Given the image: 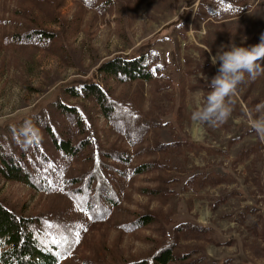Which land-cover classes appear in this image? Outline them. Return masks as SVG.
<instances>
[{
	"label": "rangeland",
	"instance_id": "374dc122",
	"mask_svg": "<svg viewBox=\"0 0 264 264\" xmlns=\"http://www.w3.org/2000/svg\"><path fill=\"white\" fill-rule=\"evenodd\" d=\"M114 2L113 14L105 18L90 12L77 20L75 0L62 1L59 17L69 23L66 39L72 45L74 61L71 65L77 66L73 68L36 47L7 45L9 34L21 32L13 28L21 22L14 19L15 12L29 8V4L21 0H0V131L62 99V86L73 79L97 76V68L103 61L152 50L155 60L166 66L170 83L162 86L135 83L125 87L116 84L112 85L116 89L115 95L139 103L148 116L160 111L156 116L161 119L164 129L158 136L164 143L188 141L205 150L181 155L180 164L171 172L176 184H168L167 189L171 187V191L162 197H148L142 193L143 189L159 186L154 176L138 178L126 189L122 217H117L107 228L93 229L83 242L78 257L95 258L101 247L108 249L100 255L108 262L113 259L109 249H114L118 258L148 254L155 247V241L161 238L158 226L125 234L117 229L116 223L131 219L135 212L156 211L161 213L163 220L171 222L170 234L176 225L186 222L212 230L211 243L182 244L185 248L195 246L197 254L193 258L201 257V264H264V141L251 128V121L258 116L255 106L264 102V75L239 87L233 98L232 115L223 124L192 121V113L206 102L201 90L189 91L184 106L180 101L185 55L198 58V49H205L208 56H203L201 61L211 64L217 75L220 64L214 65L212 57L222 47L233 42L244 46L252 38L258 44L264 38V0H249L251 11L240 18L227 19L221 25L213 20L212 23L197 22V16L199 11L204 16L207 8L219 10L222 0H209L202 7L201 0ZM184 12L189 13L183 26L166 29ZM37 15L40 17L39 13ZM10 20L14 23L9 24ZM46 28L61 31L54 24ZM83 73L85 76L81 75ZM211 75L209 73L205 78ZM202 76L197 75L191 80L196 82ZM160 89L164 91L161 93ZM167 93L171 94L172 101ZM156 97L162 100L159 107L154 104ZM186 117L189 119L181 120ZM93 121L98 128L107 129L102 117H94ZM116 139L110 138L109 143L112 145ZM212 175L224 177L226 182L209 185L200 191L187 189V182L192 177ZM0 197L23 205L25 212L30 214L42 212L52 203L46 196L2 175Z\"/></svg>",
	"mask_w": 264,
	"mask_h": 264
},
{
	"label": "trees",
	"instance_id": "16d2710c",
	"mask_svg": "<svg viewBox=\"0 0 264 264\" xmlns=\"http://www.w3.org/2000/svg\"><path fill=\"white\" fill-rule=\"evenodd\" d=\"M62 1L21 0L28 3L29 8L15 12L14 19L21 22L13 28L21 32L9 34L7 45H30L77 68L71 65L74 61L72 45L66 39L69 23L59 17ZM207 1L201 0V7L207 5ZM248 1L222 0L219 10L207 8L204 16L199 11L197 22L212 23L213 20L221 25L227 19L240 18L252 9ZM75 3L79 14L77 20L90 12L105 18L115 9L114 0H75ZM188 13L184 12L166 29L180 27ZM10 23L14 22L10 20ZM53 24L61 31L46 28ZM256 44L252 38L244 47ZM198 52V58L185 55L180 90L182 106L189 91L199 89L205 99L210 91L209 82L216 75L211 64L201 61L203 56H208L206 50L201 48ZM209 73L211 77L205 78ZM81 75L85 76V73ZM197 75L204 76L193 82L191 79ZM135 83L142 86L170 83L166 66L155 60L152 50L103 61L97 68V76L73 79L62 86V99L26 120L1 129L0 176L21 183L52 203L44 211L30 214L25 212L23 205L0 197V264H201V257L193 258L197 254L195 246L185 248L182 244L211 243L212 230L186 222L176 225L170 234L171 222L163 220L161 213L156 211L135 212L131 219L116 223L117 229L125 234L158 226L161 238L155 241V247L148 254L118 258L116 251L109 249L113 259L108 262L100 256L108 249L101 247L95 258L78 257L83 242L93 229L107 228L117 217H122L126 189L138 178L154 176L159 186L143 189L142 193L148 197H162L171 188L167 189L168 184H176L171 172L180 164L181 155L205 150L193 142L161 141L158 135L164 125L156 116V112H161L148 116L139 103L116 96L112 86L125 87ZM158 91L162 93L164 89ZM167 96L172 101L171 94L167 93ZM161 102L156 97L154 104L159 107ZM98 116L104 119L107 129L95 125L93 119ZM184 119L189 117L181 120ZM28 120L42 134L40 141L31 145L24 143L20 131ZM112 137L117 139L111 145L109 139ZM224 182L225 178L219 175L195 176L187 182V189L200 191Z\"/></svg>",
	"mask_w": 264,
	"mask_h": 264
},
{
	"label": "clouds",
	"instance_id": "9594fccd",
	"mask_svg": "<svg viewBox=\"0 0 264 264\" xmlns=\"http://www.w3.org/2000/svg\"><path fill=\"white\" fill-rule=\"evenodd\" d=\"M218 62L220 67L217 75L209 82L210 91L205 98L206 102L192 113L193 122L219 125L231 117L233 97L239 87L264 75V38L260 43L249 47L237 46L234 42L222 47L212 57L214 65ZM255 111L258 116L251 121V128L264 141V102L256 105ZM20 131L26 145L39 142L42 138L40 130L30 120L24 122Z\"/></svg>",
	"mask_w": 264,
	"mask_h": 264
},
{
	"label": "snow or ice",
	"instance_id": "6c2138e0",
	"mask_svg": "<svg viewBox=\"0 0 264 264\" xmlns=\"http://www.w3.org/2000/svg\"><path fill=\"white\" fill-rule=\"evenodd\" d=\"M76 235H77V237H79V233H77Z\"/></svg>",
	"mask_w": 264,
	"mask_h": 264
}]
</instances>
